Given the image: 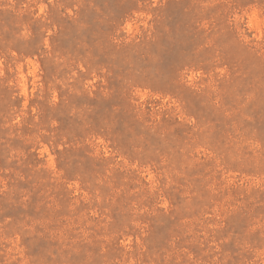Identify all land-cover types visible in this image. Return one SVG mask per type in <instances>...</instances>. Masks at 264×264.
<instances>
[{"label":"rangeland","instance_id":"rangeland-1","mask_svg":"<svg viewBox=\"0 0 264 264\" xmlns=\"http://www.w3.org/2000/svg\"><path fill=\"white\" fill-rule=\"evenodd\" d=\"M0 264H264V0H0Z\"/></svg>","mask_w":264,"mask_h":264}]
</instances>
